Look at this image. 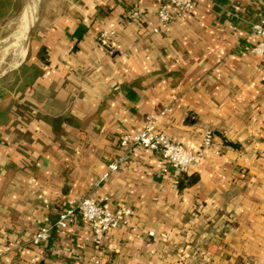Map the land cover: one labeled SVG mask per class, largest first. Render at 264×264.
Returning a JSON list of instances; mask_svg holds the SVG:
<instances>
[{
	"label": "crops",
	"instance_id": "1",
	"mask_svg": "<svg viewBox=\"0 0 264 264\" xmlns=\"http://www.w3.org/2000/svg\"><path fill=\"white\" fill-rule=\"evenodd\" d=\"M42 7L0 76V264H264V80L251 51L264 0H195L158 32V0ZM164 109L158 128L190 151L213 133L219 153L185 172L196 181L180 188L160 153L140 147L109 170L125 154L119 135ZM85 197L130 207V226L95 247L76 217L31 242Z\"/></svg>",
	"mask_w": 264,
	"mask_h": 264
},
{
	"label": "built area",
	"instance_id": "2",
	"mask_svg": "<svg viewBox=\"0 0 264 264\" xmlns=\"http://www.w3.org/2000/svg\"><path fill=\"white\" fill-rule=\"evenodd\" d=\"M195 8V0H158L157 26L153 32L165 29L176 17L188 14ZM128 17L138 20L141 17L139 10H132ZM253 31L258 39L251 46V51L262 57L261 79L264 80V18L253 24ZM111 33L102 31L97 37L100 46L107 47L112 53L109 43ZM168 109H164L155 115L143 119L141 127L135 132H123L118 137V145L125 154L117 162L108 165L109 170L117 169L119 162L127 157L133 148L140 147L160 153L161 157L169 163L177 175L185 173L192 165L198 164L204 157L206 149L218 154L219 149L213 146V133L205 129L201 134V147L198 151H190L182 144L173 141L168 135L158 128V119ZM132 209L127 206L111 209L96 199L85 197L72 200L58 215L52 225L41 227L32 236L31 242L35 245L45 242L50 236L51 229H64L68 227L76 217L87 223L90 228V239L95 247L103 245L106 235L114 229L126 228L131 224ZM149 235H153L148 232Z\"/></svg>",
	"mask_w": 264,
	"mask_h": 264
},
{
	"label": "rangeland",
	"instance_id": "3",
	"mask_svg": "<svg viewBox=\"0 0 264 264\" xmlns=\"http://www.w3.org/2000/svg\"><path fill=\"white\" fill-rule=\"evenodd\" d=\"M40 1L41 0H31L32 9L30 12L28 25L26 26L27 33H25V38L23 39L21 44L20 54L26 46L29 34L31 32V27L37 12H40L39 10H45L43 7L40 9L38 8ZM23 2V0H17L16 3H19L18 7H13L4 16H0V76L9 67H11L15 57L16 46L13 44L11 38H13V35L17 34L18 29L20 27L21 17L24 12V7L22 5Z\"/></svg>",
	"mask_w": 264,
	"mask_h": 264
},
{
	"label": "bare ground",
	"instance_id": "4",
	"mask_svg": "<svg viewBox=\"0 0 264 264\" xmlns=\"http://www.w3.org/2000/svg\"><path fill=\"white\" fill-rule=\"evenodd\" d=\"M31 9H32L31 0H27L24 6V12L21 17L20 27L18 29V32L16 35H13V38H11L13 44L16 46V53H15V57L12 62V65H14L21 56L20 55L21 44H22L23 39L25 38V33H27L26 26L28 25V22H29V16H30Z\"/></svg>",
	"mask_w": 264,
	"mask_h": 264
},
{
	"label": "trees",
	"instance_id": "5",
	"mask_svg": "<svg viewBox=\"0 0 264 264\" xmlns=\"http://www.w3.org/2000/svg\"><path fill=\"white\" fill-rule=\"evenodd\" d=\"M17 0L6 1L2 0L0 3H4L5 7L0 6V16H4L7 12H9L13 7H18L19 3H16ZM13 3V6L8 7L9 4ZM7 5V6H6ZM196 181L195 175H186L182 173L178 176V186L182 188L183 186L191 185Z\"/></svg>",
	"mask_w": 264,
	"mask_h": 264
},
{
	"label": "water",
	"instance_id": "6",
	"mask_svg": "<svg viewBox=\"0 0 264 264\" xmlns=\"http://www.w3.org/2000/svg\"><path fill=\"white\" fill-rule=\"evenodd\" d=\"M4 74V73H3Z\"/></svg>",
	"mask_w": 264,
	"mask_h": 264
}]
</instances>
